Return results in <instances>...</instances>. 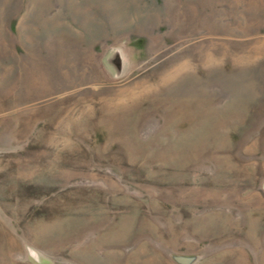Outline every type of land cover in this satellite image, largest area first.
Here are the masks:
<instances>
[{
  "label": "rangeland",
  "instance_id": "1",
  "mask_svg": "<svg viewBox=\"0 0 264 264\" xmlns=\"http://www.w3.org/2000/svg\"><path fill=\"white\" fill-rule=\"evenodd\" d=\"M0 264H264V0H0Z\"/></svg>",
  "mask_w": 264,
  "mask_h": 264
}]
</instances>
